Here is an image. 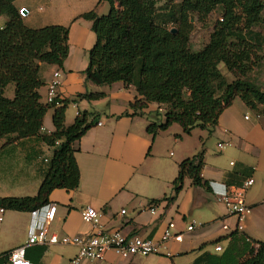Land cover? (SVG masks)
<instances>
[{"label": "crops", "instance_id": "obj_1", "mask_svg": "<svg viewBox=\"0 0 264 264\" xmlns=\"http://www.w3.org/2000/svg\"><path fill=\"white\" fill-rule=\"evenodd\" d=\"M14 6L17 10L27 8L30 11L23 19L29 28L70 27L69 55L64 67L41 65L44 85L39 93L43 104L47 103L49 85L58 70L61 72L60 100L87 93L105 94L99 100L81 99L71 103L66 110L67 127L73 125L83 111L95 113V120L93 127L75 144V157L81 172L79 187L70 191L57 189L50 196V203L57 205L51 229L60 236H89L93 227L83 222L81 211L93 207L103 213L101 222L107 229L154 239L160 245L157 254L147 257L125 260L108 253L103 261L80 264H144L147 260L152 261L151 258L162 264H182V259L185 264H209L213 256L223 253L234 233L251 245H255L253 241L264 242L262 110H253L257 121L250 117L246 119V116L242 118L243 108L248 107L237 98L223 112L209 137L208 130L201 128L185 134L178 124L152 135L148 126L165 121L163 107L159 109L157 104H151L142 112L135 111L130 107L139 97L135 87L122 82L109 86L87 82L85 71L89 65V51L97 37L90 21L75 19L93 10L99 15L108 14L110 6L107 2L16 0ZM218 11L221 13L220 8L214 12L209 24ZM7 21V16H0V29ZM211 27L213 30L214 24ZM11 85L5 91V96L10 99L15 95V85L14 88ZM9 87L13 96L6 94ZM53 114L51 109L45 115L42 133L50 134L55 130ZM209 138L217 141L218 152L210 150ZM203 147L205 166L202 176L209 186L196 187L186 178L181 192L175 196L173 182L178 177L180 164L198 154ZM52 154L53 149L36 138L16 140L15 135H11L0 140V196H36L47 168L44 159L51 158ZM248 178L255 180L246 193V202L252 212L244 222V230L239 232L237 218L218 200L211 186L214 184V190L220 192L224 185L237 187ZM172 197L175 199L168 200ZM159 200L156 213L152 214L149 207ZM122 210L127 211L126 215H121ZM32 219V213L4 211L0 223V256L27 242ZM193 221L198 225L188 232ZM171 222L176 225L175 231L183 233V241L170 240L163 245V233ZM217 245L222 251L216 250ZM26 252L32 264H72L78 248L36 245L28 247Z\"/></svg>", "mask_w": 264, "mask_h": 264}, {"label": "trees", "instance_id": "obj_2", "mask_svg": "<svg viewBox=\"0 0 264 264\" xmlns=\"http://www.w3.org/2000/svg\"><path fill=\"white\" fill-rule=\"evenodd\" d=\"M15 1L0 0V16L8 18L0 29V140L11 135L16 140L36 138L52 148L53 154L44 159L47 168L38 194L0 196V208L32 213L50 203L53 191L79 187L81 172L75 144L93 127L95 113L80 112L67 127L66 110L78 100H99L105 94L41 102V65L64 67L70 27L29 28ZM101 1L109 4L108 14L93 10L75 19L90 21L97 37L89 51L87 82L98 86L122 82L135 87L139 97L130 105L135 111L142 112L151 104L163 107L165 121L151 123L147 129L150 134L157 135L173 124L180 125L185 134L196 128L211 134L237 98L248 108L264 112V89L251 78L255 50H264V34L260 32L264 28V0H166L163 5L160 0ZM219 8L221 17L214 22L209 41L193 51L190 41L195 22L208 25ZM220 65L233 75V81L227 80ZM11 84L15 85L12 99L5 96ZM51 109L55 130L42 133L45 115ZM204 156L203 147L180 164L173 182L175 196L186 178L196 187L209 186L202 176ZM159 202L150 207L157 208ZM231 238L223 253L213 256L209 264H264V242L253 241L255 245H251L236 233ZM8 254L0 256V264L7 263Z\"/></svg>", "mask_w": 264, "mask_h": 264}, {"label": "built area", "instance_id": "obj_3", "mask_svg": "<svg viewBox=\"0 0 264 264\" xmlns=\"http://www.w3.org/2000/svg\"><path fill=\"white\" fill-rule=\"evenodd\" d=\"M20 16L24 19L30 14L27 8L19 10ZM61 72L54 73V79L49 85L47 103L52 104L58 96L60 86ZM249 117L246 116V119ZM222 148L223 145L219 144ZM233 166L234 163L232 162ZM255 184L254 178H248L241 186L224 185L220 192L214 190V184L211 186L218 200L225 205L229 213L237 218V229L239 232L244 230V222L251 214L252 208L246 202V193ZM152 214L156 213L155 207H149ZM57 205L49 203L41 210L32 212V222L29 227L27 242L9 252L8 261L5 264H32L27 257V248L41 245H72L78 248L77 256L71 260L72 264H80L83 261H103L108 253H114L122 259L132 257H147L157 254L159 246L154 239L143 238L138 235L129 236L120 230L107 229L101 222L103 213L93 207H86L81 211V218L84 223L93 227L89 236H60L51 229V225L56 219ZM127 211L122 210L121 215H126ZM4 210L0 208V223L3 221ZM198 225L193 221L187 228L191 232ZM176 225L171 222L165 229L162 237V244H167L170 240L175 242L183 241V233L175 231ZM216 250L222 251V247L217 245Z\"/></svg>", "mask_w": 264, "mask_h": 264}, {"label": "rangeland", "instance_id": "obj_4", "mask_svg": "<svg viewBox=\"0 0 264 264\" xmlns=\"http://www.w3.org/2000/svg\"><path fill=\"white\" fill-rule=\"evenodd\" d=\"M160 2L163 5L166 2V0H160ZM220 17H221V13L218 11V13L214 14V16L212 17V22L206 26H203L200 23L195 22L194 31L191 35V41H190V45H191V48L193 51L200 50L209 41V36H210L211 31H212L211 26ZM260 30H261L260 32H262L264 34V28H262ZM255 51H256L255 52L256 54L254 56L255 67H254V70L251 74V78L255 80L256 84L260 85L264 89V50H262V51L261 50H255ZM256 56H257V58H256ZM220 69L229 82L234 80L233 75L227 71V69L224 65H220ZM11 87L14 88V84H12ZM10 93H11V88L9 87L6 94L8 96H13ZM243 109L244 110H243L242 118H244L245 116H248L252 119V121L256 120V117H255L256 112L255 111H253L250 108H246V107H244ZM209 136H210V133L207 135V137H209ZM208 146L211 148L210 150H212L214 152H218L217 141L214 138L208 139ZM151 259H152V261L147 260V262H145L144 264H162V262H153L156 258H151ZM166 259H168V258H166ZM175 259H177V258H175ZM159 261H160V259H159ZM185 262L186 261L184 259L181 260L182 264H185Z\"/></svg>", "mask_w": 264, "mask_h": 264}, {"label": "water", "instance_id": "obj_5", "mask_svg": "<svg viewBox=\"0 0 264 264\" xmlns=\"http://www.w3.org/2000/svg\"><path fill=\"white\" fill-rule=\"evenodd\" d=\"M173 32H176L175 30H173Z\"/></svg>", "mask_w": 264, "mask_h": 264}]
</instances>
